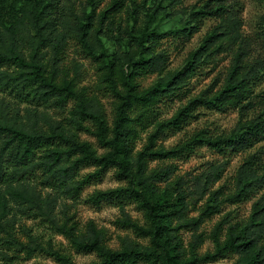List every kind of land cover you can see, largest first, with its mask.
Returning <instances> with one entry per match:
<instances>
[{
    "label": "rangeland",
    "instance_id": "obj_1",
    "mask_svg": "<svg viewBox=\"0 0 264 264\" xmlns=\"http://www.w3.org/2000/svg\"><path fill=\"white\" fill-rule=\"evenodd\" d=\"M122 1L120 9H111L114 0H63V3H68L76 23H86L85 30L97 54L109 55L110 60L129 75L133 71L130 62H137L134 80L140 88L145 90L159 84L170 95L156 103L154 113L144 119L138 117L140 107L129 113L128 129L134 136L126 137V143L132 142V146L120 155L122 164L110 168L100 180L87 185L78 197L66 194L65 189L38 186L39 201L21 205L18 202H24L29 195L11 198L5 190L9 201L6 202L7 210L8 206L12 208L7 218H15L16 237L29 244L31 235L42 247L48 248L50 244L54 250L69 255L76 264H92L98 256L77 252L56 224L76 225L78 237L94 238L99 234L111 249L148 248L150 240L138 235L128 223L147 224L146 214L137 203L127 198L105 200L100 204L90 200L98 191L133 186L153 198L161 195L169 198L170 204L162 217V239L167 242L174 264H245L254 256L255 264H264V138L243 149L220 151L196 145L188 154L158 155L200 131L212 137L229 135L241 121L252 119L260 111L259 104L244 114L238 107L219 110L200 105L183 129H163L154 138L150 151H145L158 122L171 119L190 101L206 99L223 88L238 50L246 52L247 62L260 64L256 75L260 79L255 80L253 90L256 95L264 94V0H224L226 17L234 19L235 24L230 21L222 24L219 14H208L205 4L209 0ZM29 20V15L21 12L18 25L0 22V27L10 26L18 41L19 34L28 33L22 24H28ZM146 27L161 35L149 36L144 47H140L139 32ZM174 29H182V35L170 34ZM214 30L219 36L208 48L204 40ZM221 43L223 45L217 49ZM211 50L215 52L210 55ZM194 53L196 58L189 63ZM51 54L50 51L49 57ZM59 66L68 78H76L78 85L87 89L91 109L102 114L113 127L119 101L109 83L104 81L98 63L82 54L77 40L71 39L65 46ZM194 66L197 71L192 73L189 70ZM177 73L182 75L172 79ZM259 99L254 101L259 102ZM2 103L9 105L11 112L19 110L24 119L28 115L26 110H35L38 125L48 129L51 124L61 127L63 133L76 134L81 141L93 145L99 155L108 151L94 135L77 129L70 122L73 103L64 109L46 108L20 103L9 91L0 90ZM87 125L94 129L91 120ZM95 169L94 166L83 167L80 176ZM120 172L124 175H119ZM256 204L263 208L259 213H255ZM232 227L238 230L248 227L249 232L260 231L261 235H256L255 243L243 252H230L217 257L216 261H203L201 258L206 254H216V237L225 243ZM8 247L0 244V264H61L39 247L30 258L25 253L17 255L12 249L8 253L15 259L8 263L9 259L3 257Z\"/></svg>",
    "mask_w": 264,
    "mask_h": 264
},
{
    "label": "trees",
    "instance_id": "obj_2",
    "mask_svg": "<svg viewBox=\"0 0 264 264\" xmlns=\"http://www.w3.org/2000/svg\"><path fill=\"white\" fill-rule=\"evenodd\" d=\"M122 5V0H114L111 9H120ZM205 7L208 14H219L218 17L222 19V24L226 21L235 24L234 19L226 17L224 0H209ZM206 11L204 10L203 13ZM21 12L29 15L30 20L28 24H22L28 33L19 34L18 41L14 39L15 31L10 26L4 29L0 27L2 31L0 32V90L9 91L20 103L46 108L64 109L73 103L71 111L73 117L70 122L77 129H83L94 135L108 151L99 155L93 145L81 141L76 134L61 132V127H53L50 124L48 129L43 128L36 123L38 112L33 109L26 110L28 114L26 121L19 115V110L14 113L11 112L9 105L0 104V244L9 246L7 248L9 251L3 253L4 259H9L8 263H12L15 259L8 253L12 249L17 251V255L25 253L26 257L30 258L39 247L41 251L47 252L61 264H76L69 255L54 250L50 244L48 248L42 247L31 235H29V244L21 242L16 237V221L14 217L7 218L12 208L8 206L7 210L6 202L9 203V201L6 200L4 191L7 190L11 198L17 199H19L17 196L29 195L24 202H18L21 205L39 201V197L36 196L39 195L38 186L55 190L65 189L66 194L78 197L87 185L100 180L110 168L122 164L120 155L128 150L127 147L132 146V142L126 143V137L133 138L134 136L132 130L128 129L131 121L129 113L140 107L138 117L144 119L154 113L153 107L156 103L162 98L169 97L170 94L159 84L145 90L141 89L134 80L137 74L134 70L137 62L126 60L127 63L130 62L129 66L133 67L129 75L110 60L109 55L104 52L97 54L96 46L85 30L86 23L78 21L76 23L72 19L68 3L64 4L63 0H0V22L16 24ZM182 31V29H174L170 34L180 36ZM139 33L140 47H144L143 43L149 36L156 38L161 35L148 27L140 30ZM218 36L219 33L214 30L208 34L204 43L208 44L209 48L210 45L216 43ZM71 39L78 41L85 57L98 63L104 81L109 83V88L119 101L113 127H110L102 114L91 109L93 106L87 95V89L79 86L76 78H68L59 66L65 46ZM222 45V43L219 44L217 49ZM50 51L52 54L49 57ZM214 52L215 50H211L210 55ZM245 54L246 52L242 50L235 52V62L226 84L215 95L206 99L196 98L171 119L158 122L157 130L151 134L152 140L150 139V144L146 146L145 151H150L154 138L163 129H183L194 117L195 110L200 105L211 106L219 110L238 107L244 114L245 111L248 112L259 104L260 111L252 119L241 121L229 135L212 137L206 131H200L172 150L161 152L158 155L165 157L171 154H188L196 149V145H206L220 151L243 149L252 147L263 139L264 94L256 95L253 90L255 80L260 79L256 76L260 64L257 61L247 62L245 60L247 54ZM196 55V53L190 55L192 58L189 63L196 58ZM189 71L195 73L197 66ZM181 75L177 73L172 79ZM256 98L261 99L256 102L254 101ZM90 120L94 124V129L87 125ZM89 166L96 167L95 171L80 176L81 169ZM119 175L124 174L120 172ZM125 198L137 203L138 208L146 214L147 224L145 226L136 222L128 223L138 235L150 240L151 245L148 248L138 250L131 246L115 250L109 248L97 233L94 238L78 237L76 225L56 224V228L71 241L77 252L96 254L98 260L92 264H174V257L171 255L167 242L162 239V217L165 215V207L170 204L167 195L153 198L147 192H141L129 186L128 188L98 191L92 195L90 200L94 204H100L105 200ZM262 209L259 204L255 205V213H259ZM249 231L248 227L239 230L235 227L230 228L225 243H222L218 236L216 237V254L208 253L201 259L216 261L217 257H224L230 252L245 251L255 243V236L261 235L260 231ZM255 263L257 261L254 256L245 264Z\"/></svg>",
    "mask_w": 264,
    "mask_h": 264
}]
</instances>
